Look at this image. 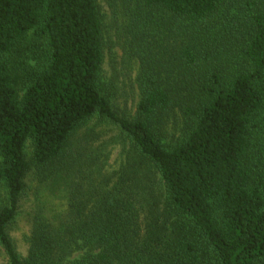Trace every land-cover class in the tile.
I'll use <instances>...</instances> for the list:
<instances>
[{
    "label": "trees",
    "instance_id": "obj_1",
    "mask_svg": "<svg viewBox=\"0 0 264 264\" xmlns=\"http://www.w3.org/2000/svg\"><path fill=\"white\" fill-rule=\"evenodd\" d=\"M123 3L125 56L139 67L132 118L103 80L98 0H0L7 264H264V171L250 159L264 120V0ZM95 117L132 145L109 177L73 141ZM31 168L66 211L34 212L23 257L8 230Z\"/></svg>",
    "mask_w": 264,
    "mask_h": 264
},
{
    "label": "rangeland",
    "instance_id": "obj_2",
    "mask_svg": "<svg viewBox=\"0 0 264 264\" xmlns=\"http://www.w3.org/2000/svg\"><path fill=\"white\" fill-rule=\"evenodd\" d=\"M102 19L104 40L103 80L109 84L114 110L122 117L132 118L139 100L135 79L138 73V62L126 55L127 34L125 31L123 0H98ZM31 36V35H30ZM28 40L30 41V37ZM27 41L26 45H30ZM182 121L178 113L169 122L170 137H179ZM254 141L250 155L254 166L264 171V120L262 130L253 132ZM83 140L87 146V154L99 159L103 164L104 176H112L119 171L132 151V145L124 137L120 129L107 120L97 117L91 119L74 136L73 141ZM31 145H26V158L31 157ZM25 192L22 195L20 208L8 233L13 239L20 256L27 253L26 239L30 231V219L34 212L41 208L50 218L59 216L66 211V200L60 193H51L47 183H41L34 168L25 179ZM7 192L0 183V208L5 204ZM0 264H7L6 256L0 248Z\"/></svg>",
    "mask_w": 264,
    "mask_h": 264
}]
</instances>
